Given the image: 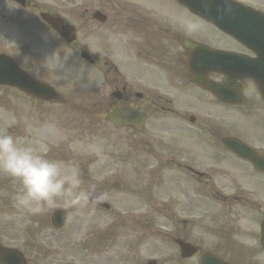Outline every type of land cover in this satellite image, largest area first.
I'll return each mask as SVG.
<instances>
[{
  "label": "flooded vegetation",
  "instance_id": "1",
  "mask_svg": "<svg viewBox=\"0 0 264 264\" xmlns=\"http://www.w3.org/2000/svg\"><path fill=\"white\" fill-rule=\"evenodd\" d=\"M178 1L136 0L133 19L125 20L119 27L113 23L110 26L111 19L105 18V55L110 49L117 48L122 67L135 68L133 82L127 83L125 79H122L120 83L115 84V90H122V94L118 95L120 103L128 104L131 101L129 94L130 96H137L141 90L157 84L168 95H176L178 102L182 101L183 104L179 105L180 108H195L197 107V100L200 103L206 101V90L190 82V73L187 69L181 70L176 66V61L180 56L186 54L178 39L185 36L205 46L222 48L221 37L211 29H215L212 25L195 16ZM12 6L11 1L0 0V36L9 30ZM35 6L41 9L46 5L35 4ZM42 13L48 12L43 10ZM49 13L57 16L59 12L57 9H50ZM40 15L41 12L37 13V10L34 9L32 14L25 16L24 20L32 22L33 27L39 32L40 38L43 40L48 38L51 49L56 50L61 38L38 18ZM179 17L194 18L202 25L201 30L196 33L185 31L178 21ZM68 22L65 20L67 34L69 32ZM107 25L109 26L107 27ZM92 33L93 29L87 27L82 31L78 40L85 41ZM41 39L39 40L42 42ZM76 43L77 38L74 37L73 46ZM230 45L228 51L252 56L251 52L243 46H239L237 43H230ZM108 64L109 61L105 57V65ZM209 79H213L217 83H224L225 81L224 77L221 76L210 77ZM250 89L248 83H245L244 92ZM157 100L165 103L166 106L169 104L167 99L160 96H157ZM140 101L145 102V107L151 104L152 106L149 108L151 111H171L156 102L150 103L145 94H142ZM250 109H254V105H251ZM215 133L218 139L236 135L237 126L217 125ZM258 148L264 149V143H260ZM226 152L224 160L228 161L230 157L233 166L236 161H240L244 164L243 168L246 172H206L204 176L193 175V178L200 184L203 193L209 199L224 206L246 208L245 211L235 216L225 215L220 216L217 220L206 221L207 212L202 213L201 216L197 207L200 198L199 193L194 196L188 194L182 207V222L184 224L182 237L189 239L197 230L199 241L215 253L230 257L248 256L255 251L253 245L249 243L254 225L264 216V174L254 172L249 168L247 162L238 160L227 149ZM201 207L202 205L199 204V209ZM26 258L29 261L28 250L26 251Z\"/></svg>",
  "mask_w": 264,
  "mask_h": 264
},
{
  "label": "rangeland",
  "instance_id": "2",
  "mask_svg": "<svg viewBox=\"0 0 264 264\" xmlns=\"http://www.w3.org/2000/svg\"><path fill=\"white\" fill-rule=\"evenodd\" d=\"M10 37L11 42L8 46H11L12 42L16 44L17 41H23L22 34L15 29L10 32ZM87 45L93 51H98L99 44L95 39ZM39 52H44V50L40 49ZM100 54L103 55V53ZM109 60L113 62L117 68L120 67L116 51L110 55ZM41 63H39L38 66L39 70L35 68L31 70L29 67H27V69L34 75L44 76L46 78L51 77V80L59 84L60 89L70 96H74L72 89L74 90L76 79H80L81 82H89L87 85H84V87L90 94H92L94 90H100L102 88L101 79L105 80L106 71L102 69V67H105L104 65L100 67L84 68L77 60L71 63H52V61L46 60L42 64ZM126 72L132 73L130 71ZM66 78H68L67 83L65 81ZM3 98H7L10 101L15 99H10L8 96L0 94V101ZM82 101H79L77 104L78 107H82V103L85 104L89 101L105 102V89L97 95H86L83 97ZM34 107L37 108L38 106L35 105ZM1 111L2 110H0V112ZM19 112L21 116H24L23 108H19ZM78 113L79 111L74 113L75 120L77 119ZM57 123L58 121L55 120V118H51L46 124H41V133H44L43 130H48V132L46 136L42 138L44 143L42 147L39 148L35 146L34 149H43L44 151L42 153L47 158L62 162L59 156L53 158V154H51L54 151L56 153L55 149H51L57 144L56 141L62 139V134L53 127ZM166 126V121H156V116L152 115L147 133L143 135L137 143H134V145H125L118 137H129L128 134L131 135L130 131L127 129L118 131L111 128L105 124L104 112L95 113L91 124H86L78 128L76 135H74L72 145H68L66 149L71 152L74 158H77V166L83 181L81 185L82 189L86 190L90 186H95V189H98L99 193L104 194V196L105 193H116L112 202L115 204V208L123 215H127L124 214L125 212L129 214L132 213L136 207H139V205L143 203L146 204L144 201L134 203L133 197L135 196H133L134 192L131 191V189H124L117 186L118 189L122 190V192L117 193L114 190L106 189L105 185L114 181L117 183L119 179L123 177L132 182L137 172H142L146 167L151 168V164L154 163L159 165V173L163 175V177L169 175V172H167V169H169L167 162L154 157L149 152V150L160 152L164 149L160 148L157 150L155 142L159 140ZM7 130H9V134L14 136L17 142L22 146H26V140L29 141L31 138L35 139V141L41 140V138L36 137L32 132L27 134V128L19 127L17 124H14V119L10 111L0 113V133L6 134ZM130 139L133 140V137ZM66 150H64V146H62L60 154L66 152ZM135 154L138 156L136 160H133V158L135 159ZM120 157H124L122 163H119ZM117 172L118 175L116 174ZM121 172H123L122 175H119ZM167 186L168 190L164 189L163 186L160 187L159 182L156 184V188L153 189H157L155 196L156 200L159 202L158 205H160L156 212H153L148 204H146V213L149 217H153L154 223L157 224L159 230H164L165 225H167L164 220H161L165 216V213L161 214L158 210L166 212L164 203L166 201L167 203L169 202L172 191L170 176ZM10 197L13 196L9 193H0V199L2 200L11 201L12 199H10ZM66 203V198L59 197L54 206L43 207L41 212L44 210L54 211L56 209L55 207L58 206L67 207ZM87 205L88 204L74 206L71 209L72 216L70 222L72 221V224L68 226L65 236H58L56 239L50 238L47 240V236L49 235L48 230H40V238L44 239L43 242L56 248L59 253H63V255L59 257L60 261H67L70 257L72 264H142L148 259H157L161 264H198L197 260L181 261L177 259L170 242L166 240L165 236L156 234L155 229H153L155 226L126 223L117 224L113 222V215L111 216L103 210L90 208ZM31 213L35 215L38 212ZM43 216L44 213L34 217H39L38 219L43 223V219L45 218V216ZM34 217L30 216V218L24 222V225L36 226ZM3 218L6 219L7 217L4 216ZM13 222L16 224L14 220ZM109 226L111 232L105 234L106 230L102 231L101 235L97 234L101 227L103 230ZM15 227H17V225ZM141 227L142 231L140 234L135 232L136 230H140ZM134 235H141L144 238H141L139 242L136 240L135 246H130L129 241L131 238H135L133 237ZM93 239L97 241L95 242ZM56 242H58V244H56ZM80 244L82 246L84 244L86 250L77 252L76 250ZM126 250L131 251L127 252ZM133 250H137V252H132ZM135 254L139 256H135Z\"/></svg>",
  "mask_w": 264,
  "mask_h": 264
},
{
  "label": "clouds",
  "instance_id": "3",
  "mask_svg": "<svg viewBox=\"0 0 264 264\" xmlns=\"http://www.w3.org/2000/svg\"><path fill=\"white\" fill-rule=\"evenodd\" d=\"M185 31L201 30L199 21L190 17H179ZM0 173L19 180L21 190L15 195L18 209L40 212L43 207H52L57 198L64 197L71 206L103 200L95 186L82 189L83 183L78 166H66L62 162L47 158L30 146L20 145L10 134L0 133Z\"/></svg>",
  "mask_w": 264,
  "mask_h": 264
},
{
  "label": "water",
  "instance_id": "4",
  "mask_svg": "<svg viewBox=\"0 0 264 264\" xmlns=\"http://www.w3.org/2000/svg\"><path fill=\"white\" fill-rule=\"evenodd\" d=\"M6 68L0 70V81L4 80L5 78L3 77V75L1 73H8V78L7 81L12 83V84H24V76L23 74L14 66H12L11 64L4 62ZM213 263H217L216 261L213 260ZM212 264V263H209Z\"/></svg>",
  "mask_w": 264,
  "mask_h": 264
}]
</instances>
